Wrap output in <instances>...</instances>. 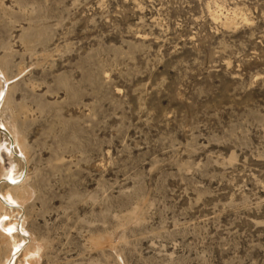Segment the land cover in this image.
<instances>
[{"label": "rangeland", "instance_id": "rangeland-1", "mask_svg": "<svg viewBox=\"0 0 264 264\" xmlns=\"http://www.w3.org/2000/svg\"><path fill=\"white\" fill-rule=\"evenodd\" d=\"M0 72V264H264V0H0Z\"/></svg>", "mask_w": 264, "mask_h": 264}, {"label": "bare ground", "instance_id": "bare-ground-1", "mask_svg": "<svg viewBox=\"0 0 264 264\" xmlns=\"http://www.w3.org/2000/svg\"><path fill=\"white\" fill-rule=\"evenodd\" d=\"M0 83H2V85H7L6 83V80L4 78V76L2 75V73L0 72ZM7 88V87H6ZM4 87H2V89L0 90V107H2V105L4 104L5 102V91H4ZM0 130L2 131H6V129H4L3 127L0 128ZM14 138V137H13ZM10 139V138H9ZM17 141V140H15ZM18 145V142H14V140H11V142H8V153L12 155L13 151H14V147ZM18 156V155H17ZM22 159V156L20 155V157ZM23 160V159H22ZM23 180V177L22 175H19V176H12V177H9L8 180L6 181L9 186L11 187V190L15 193L17 192H20V188H19V185L21 184ZM11 192V193H6L5 195H0V204L3 205V206H6L7 208H19V204L16 202V198L13 196L14 193ZM5 208V207H4ZM17 223L15 224L14 228L16 231H18L19 227L21 226L20 225V221H19V215H17V219H16ZM20 230V229H19ZM22 232V231H21ZM23 234V233H22ZM21 235V234H20ZM19 248V246L17 248H15L16 250H14V252L8 257L7 259V264H12L11 263V260L14 259V255L17 251V249ZM27 264H31V260H29L27 262Z\"/></svg>", "mask_w": 264, "mask_h": 264}]
</instances>
